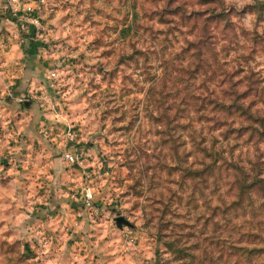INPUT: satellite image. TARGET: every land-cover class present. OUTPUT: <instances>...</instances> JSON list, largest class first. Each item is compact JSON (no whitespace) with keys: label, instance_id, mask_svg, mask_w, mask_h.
Segmentation results:
<instances>
[{"label":"rangeland","instance_id":"obj_1","mask_svg":"<svg viewBox=\"0 0 264 264\" xmlns=\"http://www.w3.org/2000/svg\"><path fill=\"white\" fill-rule=\"evenodd\" d=\"M47 1L61 117L24 135L0 85V264H264V138L200 117L220 64L264 112V0Z\"/></svg>","mask_w":264,"mask_h":264},{"label":"crops","instance_id":"obj_2","mask_svg":"<svg viewBox=\"0 0 264 264\" xmlns=\"http://www.w3.org/2000/svg\"><path fill=\"white\" fill-rule=\"evenodd\" d=\"M56 6L55 2H48L42 11V16L44 12L46 17L48 15L46 12L49 10L53 12V15L54 13L56 14ZM5 7L7 10L6 5ZM7 13L8 11L5 13L3 8L0 7V33L7 34V37L10 38L8 48L0 43V70H2L0 71V85H2L3 89L6 88L8 90L7 103L2 105L5 106V109L6 107H13L14 110L10 111V116H12V113L14 115L17 109H20L22 116L19 122L17 121V126H19L21 132L26 136L39 137L40 134L37 130L44 125L50 124L51 118H58L57 120L60 121L61 112L59 106L56 107L58 117L52 111L48 112V109H42L46 104L42 105V101L37 99L35 94L46 96L45 90L48 87V85L46 86V78L49 70L61 72L62 65L67 61L56 60L55 54L47 56L48 51L44 46L45 39L43 40L42 37L36 36V28L30 25L15 24L9 19ZM46 24L47 27L44 33L46 31L49 32L48 26L50 24L48 21ZM25 96H28V99H25ZM13 120L14 118L10 121ZM10 121L7 122L10 123ZM58 188L55 187L50 201L52 207L56 204L54 206L55 211L60 202L61 192ZM44 225L51 229V224L47 221H44ZM41 249L42 253L45 254L47 252V246Z\"/></svg>","mask_w":264,"mask_h":264},{"label":"trees","instance_id":"obj_3","mask_svg":"<svg viewBox=\"0 0 264 264\" xmlns=\"http://www.w3.org/2000/svg\"><path fill=\"white\" fill-rule=\"evenodd\" d=\"M211 20L208 18L207 22ZM227 28V26L224 27V29ZM208 45L210 46V43ZM220 71L221 78H218L219 85L222 86L220 93L205 96V108L200 117L211 122L213 130H223L222 135L227 140L244 139L246 143H249L264 138V112L259 108L255 109V102L252 99L248 100L250 95L246 91L240 92L236 89L237 82L233 81V74L221 64ZM224 85L229 87L224 89ZM203 151L207 152V149L204 148ZM262 183L264 178H259L255 185L259 186ZM240 186L243 189V182Z\"/></svg>","mask_w":264,"mask_h":264},{"label":"built area","instance_id":"obj_4","mask_svg":"<svg viewBox=\"0 0 264 264\" xmlns=\"http://www.w3.org/2000/svg\"><path fill=\"white\" fill-rule=\"evenodd\" d=\"M9 9L11 11L12 19L17 20L21 22L22 25H30L34 26L36 28V36H40L43 38L42 34H44V31L46 30V26L44 24V19L42 16V11L45 9L47 5V0H6ZM7 41V42H6ZM10 41V38H5L6 44ZM58 74L57 71H51L50 77H51V84L53 87L58 86ZM43 96L40 95V99H42ZM44 102H42V105ZM71 133H68L70 135ZM66 158H68L71 162H76L78 160V157H75L74 155L67 153ZM85 200L88 207H93L94 203V192L92 188L88 187L85 190ZM125 243L130 248H136L138 247V244L136 242L134 234L132 232L128 231L125 233ZM42 243L45 244L46 242L44 239L42 240Z\"/></svg>","mask_w":264,"mask_h":264},{"label":"water","instance_id":"obj_5","mask_svg":"<svg viewBox=\"0 0 264 264\" xmlns=\"http://www.w3.org/2000/svg\"><path fill=\"white\" fill-rule=\"evenodd\" d=\"M116 222H117V225H118L119 227H121L123 224H126V223H127V220H126L124 217H120V218H118V219L116 220Z\"/></svg>","mask_w":264,"mask_h":264}]
</instances>
